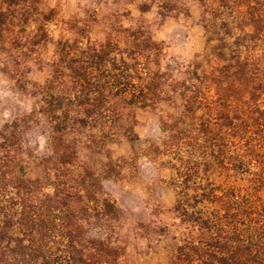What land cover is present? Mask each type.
<instances>
[{"label":"rangeland","instance_id":"374dc122","mask_svg":"<svg viewBox=\"0 0 264 264\" xmlns=\"http://www.w3.org/2000/svg\"><path fill=\"white\" fill-rule=\"evenodd\" d=\"M101 50L106 66L90 69ZM238 54L259 66L257 106L239 99ZM153 77L159 99H123ZM187 96L221 111L191 116ZM239 115L264 143V0H0V202L46 252L64 256L74 240L86 264H170L185 241H204L175 206L217 208L195 201L207 180L247 192L246 176L225 177L202 149L204 132ZM56 123L66 157L49 141Z\"/></svg>","mask_w":264,"mask_h":264},{"label":"trees","instance_id":"16d2710c","mask_svg":"<svg viewBox=\"0 0 264 264\" xmlns=\"http://www.w3.org/2000/svg\"><path fill=\"white\" fill-rule=\"evenodd\" d=\"M107 58L108 55H104L103 50L94 52L90 69L100 70L101 67L106 66ZM229 68L233 70L235 82L244 88V93L240 94L239 99L246 97L257 106L258 101L254 98L256 90L254 83L261 81L260 76L255 72L259 69L258 64L253 63L247 56L238 54ZM159 81L158 78L153 77L138 94L123 99L130 105L139 103V106L147 107L160 97ZM100 93L102 94L101 91ZM184 100L186 112L191 116H196L202 109L216 116L221 111L216 101L193 96L184 97ZM49 113L51 119H57L55 112ZM228 118L229 116L224 118L221 131L204 132L203 155L207 165L214 166L225 177L246 176L247 192L243 193L240 187L213 186L207 180L205 184L196 188L198 191L195 193V201L217 205V208L210 212L196 210L195 206L189 204L190 202L185 203L186 200L179 199L175 209L181 220L191 223L198 231L204 232L207 238L198 242L185 241L177 248L170 264H264V243H262L264 240H261L264 237V143H255L252 138L247 137L249 126L242 115L236 118L239 121L237 123L226 124ZM56 124L50 130L49 141L55 154L66 157L67 154L62 148L64 147L63 130L58 127V123ZM170 127L164 122L161 124V131L168 134ZM262 139L264 141V137ZM181 175L184 178L182 183L187 185L191 176ZM13 180L17 181V178ZM183 193L184 198L185 192ZM107 207L113 209L110 204ZM238 220H248V224H241L237 222ZM14 227L15 224L4 213L0 202V264H86L87 262L75 251L74 240L70 241L67 254L59 256L46 252L48 247L42 238L35 235L28 238L23 233L18 235ZM255 234H258L260 239L253 241Z\"/></svg>","mask_w":264,"mask_h":264}]
</instances>
